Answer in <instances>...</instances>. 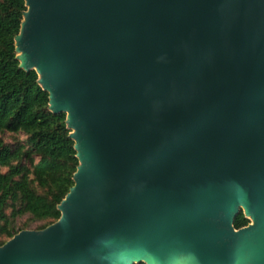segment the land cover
<instances>
[{"label":"water","instance_id":"obj_1","mask_svg":"<svg viewBox=\"0 0 264 264\" xmlns=\"http://www.w3.org/2000/svg\"><path fill=\"white\" fill-rule=\"evenodd\" d=\"M25 8L19 69L78 166L60 218L0 264H264V0Z\"/></svg>","mask_w":264,"mask_h":264},{"label":"trees","instance_id":"obj_2","mask_svg":"<svg viewBox=\"0 0 264 264\" xmlns=\"http://www.w3.org/2000/svg\"><path fill=\"white\" fill-rule=\"evenodd\" d=\"M25 11V0H0V246L32 223L40 231L60 218L78 166L65 115L49 111L36 73L19 69L14 38ZM248 224L242 212L234 220L235 229Z\"/></svg>","mask_w":264,"mask_h":264},{"label":"rangeland","instance_id":"obj_3","mask_svg":"<svg viewBox=\"0 0 264 264\" xmlns=\"http://www.w3.org/2000/svg\"><path fill=\"white\" fill-rule=\"evenodd\" d=\"M2 138L4 139L5 142L9 143V142L12 141L13 136L10 135V134H5V135L2 136ZM27 219H28V217L26 216V217H23L21 219L16 220V223H17L18 227H21V225ZM39 225L40 224H38V223H32V224L29 225V227L27 229L30 230V231L36 230L39 227Z\"/></svg>","mask_w":264,"mask_h":264}]
</instances>
